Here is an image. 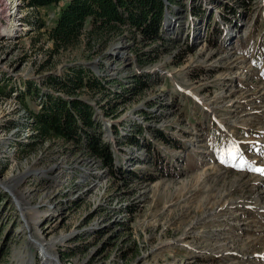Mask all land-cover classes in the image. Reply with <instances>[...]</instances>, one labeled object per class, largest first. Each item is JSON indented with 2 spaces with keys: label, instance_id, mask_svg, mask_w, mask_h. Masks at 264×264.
<instances>
[{
  "label": "rangeland",
  "instance_id": "rangeland-1",
  "mask_svg": "<svg viewBox=\"0 0 264 264\" xmlns=\"http://www.w3.org/2000/svg\"><path fill=\"white\" fill-rule=\"evenodd\" d=\"M66 1L0 0V264H46L45 249L62 264H264V0H165L156 42L84 36L56 53L46 29ZM77 68L105 82L77 96L113 169L32 126L35 90L61 94L49 78Z\"/></svg>",
  "mask_w": 264,
  "mask_h": 264
},
{
  "label": "trees",
  "instance_id": "trees-1",
  "mask_svg": "<svg viewBox=\"0 0 264 264\" xmlns=\"http://www.w3.org/2000/svg\"><path fill=\"white\" fill-rule=\"evenodd\" d=\"M21 1L35 8L65 0ZM165 7V0H67L52 26L46 29L47 39L53 44L52 52L56 53L78 46L84 36L89 44L105 42L126 32L133 37L138 35L143 43L156 42L162 38ZM36 21L33 24L37 23V28L45 26L44 22ZM49 83L55 84L61 94H42L35 90L36 95H40V110L33 115L32 126L38 137L45 141L60 138L66 143H75L113 169L116 158L111 145L102 139L95 108L77 96L78 91L86 88L103 91L104 80L87 68H77L65 77L53 75ZM31 92L29 89L28 93ZM26 94L23 92L21 96ZM105 114L114 116L109 110H105Z\"/></svg>",
  "mask_w": 264,
  "mask_h": 264
},
{
  "label": "bare ground",
  "instance_id": "bare-ground-1",
  "mask_svg": "<svg viewBox=\"0 0 264 264\" xmlns=\"http://www.w3.org/2000/svg\"><path fill=\"white\" fill-rule=\"evenodd\" d=\"M10 5H12V10L14 9H17L18 10V5H19V3H18V5H16V3H11ZM16 10V11H17ZM14 14H16V15H14ZM14 14L12 15L13 16V18L11 19V23H13V20L15 19L16 20V23H17V21H18V19H19V14H17V12H15L14 11ZM18 15V16H17ZM10 23V24H11ZM4 28H5V30L7 29V27H5L4 26ZM4 184V183H3ZM21 195H22V193H21ZM224 198V197H223ZM220 207V205H218L216 208V210L215 211H212V212H210V213H207L206 212V214L205 215H203V216H201L200 218H199V220H198V222L197 223H202L203 221H205V219L206 218H208V217H211V215L212 214H215V212L217 213V212H219V211H221V208H219ZM21 208H22V211L24 212V216H25V218H28V219H30V221H34V219H35V216H36V214H37V208L35 207V206H33V207H30V206H28V205H26L25 207H24V205H21ZM196 223V224H197ZM32 224V223H31ZM31 224H30V226H31ZM195 224V225H196ZM198 225V224H197ZM194 226V225H193ZM192 227H190V229H189V231L186 233V235L185 236H188L189 234H190V232H192ZM184 240H185V238H182V239H178V240H175V242H177V243H184ZM30 241H32V243H41V245L43 246V247H45V245H47V244H50L49 242L48 243H44V241L43 240H38V241H35L34 239H30ZM46 250V256H45V263L46 264H62L60 261H59V259L58 258H56L55 256H53V254H52V252H51V250H47V249H45ZM227 250V249H226ZM220 251V250H219ZM223 252V251H222ZM226 252V251H225ZM228 253V252H227ZM230 253V252H229ZM225 254V253H224ZM44 257V256H43ZM30 262H32V260L30 261Z\"/></svg>",
  "mask_w": 264,
  "mask_h": 264
},
{
  "label": "snow or ice",
  "instance_id": "snow-or-ice-1",
  "mask_svg": "<svg viewBox=\"0 0 264 264\" xmlns=\"http://www.w3.org/2000/svg\"><path fill=\"white\" fill-rule=\"evenodd\" d=\"M238 154H239V148L234 146L232 149L229 150L228 157H229V159H235ZM221 162L222 163L225 162L223 157H221ZM254 170L264 174V169H254Z\"/></svg>",
  "mask_w": 264,
  "mask_h": 264
}]
</instances>
